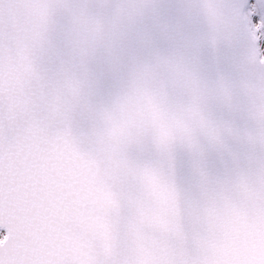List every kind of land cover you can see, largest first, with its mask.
Listing matches in <instances>:
<instances>
[{"label":"snow or ice","instance_id":"obj_1","mask_svg":"<svg viewBox=\"0 0 264 264\" xmlns=\"http://www.w3.org/2000/svg\"><path fill=\"white\" fill-rule=\"evenodd\" d=\"M0 264H264V0H0Z\"/></svg>","mask_w":264,"mask_h":264}]
</instances>
